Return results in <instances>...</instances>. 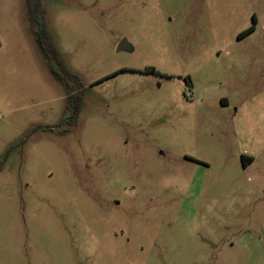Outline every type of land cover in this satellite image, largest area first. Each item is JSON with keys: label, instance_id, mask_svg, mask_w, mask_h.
I'll list each match as a JSON object with an SVG mask.
<instances>
[{"label": "rangeland", "instance_id": "374dc122", "mask_svg": "<svg viewBox=\"0 0 264 264\" xmlns=\"http://www.w3.org/2000/svg\"><path fill=\"white\" fill-rule=\"evenodd\" d=\"M41 9L48 57L0 0V264H264V0Z\"/></svg>", "mask_w": 264, "mask_h": 264}, {"label": "trees", "instance_id": "16d2710c", "mask_svg": "<svg viewBox=\"0 0 264 264\" xmlns=\"http://www.w3.org/2000/svg\"><path fill=\"white\" fill-rule=\"evenodd\" d=\"M27 6H28V13L31 22L38 26V30L34 32L36 43L40 48L42 54L48 57L47 49L52 48V45L50 44L48 48L47 46H45L44 36L46 35V38L48 40V35L45 30L44 16L41 9V0H27ZM254 30H255L254 26L251 27L250 29L242 33L241 38L251 34ZM53 74L55 75V77L59 82H63V79L59 74H57L54 71ZM63 85L67 86L66 84Z\"/></svg>", "mask_w": 264, "mask_h": 264}, {"label": "water", "instance_id": "95a60500", "mask_svg": "<svg viewBox=\"0 0 264 264\" xmlns=\"http://www.w3.org/2000/svg\"><path fill=\"white\" fill-rule=\"evenodd\" d=\"M123 51H132V47L128 44L126 40L122 41L117 49V52H123Z\"/></svg>", "mask_w": 264, "mask_h": 264}, {"label": "flooded vegetation", "instance_id": "af4514ba", "mask_svg": "<svg viewBox=\"0 0 264 264\" xmlns=\"http://www.w3.org/2000/svg\"><path fill=\"white\" fill-rule=\"evenodd\" d=\"M150 72H154V70L150 71Z\"/></svg>", "mask_w": 264, "mask_h": 264}]
</instances>
